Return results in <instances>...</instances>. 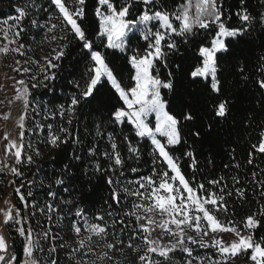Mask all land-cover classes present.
Returning a JSON list of instances; mask_svg holds the SVG:
<instances>
[{
	"label": "snow or ice",
	"instance_id": "1",
	"mask_svg": "<svg viewBox=\"0 0 264 264\" xmlns=\"http://www.w3.org/2000/svg\"><path fill=\"white\" fill-rule=\"evenodd\" d=\"M239 3V9L230 14L224 7V0H179L172 9L161 0H93L91 11L89 0H49L54 15L50 14L45 24H40L35 18L30 20L32 28L46 29L43 42L54 45L40 59L27 57L26 49H31L22 42V34L28 31L24 26V20L29 16L28 9L39 11V5L17 6L15 15L0 21V33L7 41L0 46V53L7 55L11 51L26 57L23 61L15 60L16 66L12 69L26 77L19 80L12 77L15 81L14 100L22 103L23 112L16 121L18 136L13 138L5 131L0 137L6 142V159L0 161V172L6 168L12 176L22 177L21 166L34 163L33 155L27 154L28 149L36 156L40 155L38 148L25 143V121L30 108L36 115L43 114L45 120L59 116L71 125L81 106L94 105L97 115L108 111V101L101 94L105 85L110 86L120 102L119 106L113 105L108 111L107 123L129 125L136 138L149 143L151 156L149 174L137 175L141 169L129 166L127 171L134 178H127L125 158L114 141L111 151L100 154L107 161L106 165L97 158L94 147L88 148L87 161L78 151H71L68 162L49 179L46 197L50 199H45L43 205L33 198L32 210L24 216L20 208L5 201L8 207L0 209L3 225L14 226V231L24 238V259L22 262L18 260L0 232V264H60L58 248L71 245L61 243L57 246L54 243L63 239L54 228L68 218L53 203L58 198L56 188L63 192L75 191L78 197L74 200L59 198L61 204L75 209L74 212L72 208L67 210L73 217L70 231L76 237V247L68 253L67 264H235L241 256L245 258V264H264V236H257V230L264 227V204L240 222L219 218L218 213L228 212L225 197L233 193L226 191L223 176L209 179L206 186L195 175L191 178L185 175L181 157L172 149L188 145L187 137H191L193 143L202 138V126L190 106L173 111L164 91L175 92L176 77L181 71V64L170 62V56L180 53L181 44L191 45L195 63L187 75L193 82H205L210 93L209 122L203 128L210 134L217 120L230 114L231 101L223 95L219 77L222 58L231 54L233 45H247L258 40L264 49V12L253 15L246 7V0H239ZM43 11L48 12L49 8H43ZM233 15L240 21L238 26L230 23ZM258 29L260 35L254 37ZM9 45L15 46L10 48ZM70 45L80 50L86 61V71L79 81H70L76 91L70 94L66 103L49 109L43 102L36 101L32 90H49L50 84L57 79L60 62L69 54ZM114 53L123 55L130 66L127 84L124 83L123 71L110 58ZM33 65L37 71H33ZM161 69L167 73L163 78ZM237 70L242 79H249L242 63L238 62ZM257 70L259 77L255 83L264 90V52L258 57ZM11 103L13 101L10 100ZM0 119L7 121L10 113L0 116ZM103 123L101 120L96 124L97 136L102 135L100 128ZM35 127L47 129L44 142L51 148L60 149L70 140L74 145L81 143L64 123L56 126L55 131L51 123L36 122ZM109 140H112L111 133ZM124 141L130 153L128 159L138 162L141 149L133 146L128 136H124ZM250 149L247 163L253 164L256 154H264V129ZM183 156L188 158L189 167L195 173L198 161L194 150L184 151ZM8 157L14 163H7ZM234 166L239 168L240 164ZM101 176L109 187V199L105 201L108 209L89 219L81 204L95 195L92 181ZM256 177L257 173L252 172L253 182L259 185L260 195L264 197V181H257ZM232 180L234 185L241 183L238 177L234 176ZM10 183L15 184V180ZM32 184L33 181H28L29 186ZM23 187L21 183L14 192L27 210L29 201L21 191ZM217 188L219 191L212 190ZM234 191L239 198H245L246 189L243 187H236ZM27 197H34L33 192L29 191ZM122 204L125 207H121ZM37 212L46 218L48 224L45 227L37 221L41 227L37 235L46 242H52L47 248L40 239H33L34 229L29 217H34ZM222 234H231V238L225 240ZM193 245L215 249L216 255H194ZM176 253L183 255L182 261L176 259Z\"/></svg>",
	"mask_w": 264,
	"mask_h": 264
},
{
	"label": "trees",
	"instance_id": "2",
	"mask_svg": "<svg viewBox=\"0 0 264 264\" xmlns=\"http://www.w3.org/2000/svg\"><path fill=\"white\" fill-rule=\"evenodd\" d=\"M161 2L172 9L179 0H161ZM29 3H35L40 6V10L35 8H29V16L24 20V26L28 31L22 34V42L30 46V49L34 46V43L39 41L41 34L45 30L34 29L30 24V20L38 19L40 24H45L48 21L49 15H54V8L49 7V0H0V21L7 18L9 15H15V7L25 6ZM93 0H89V9ZM225 9L231 14L235 13L239 7V0H224ZM246 7L249 12L256 15L259 12H264V0H246ZM43 8H49L48 12H44ZM91 20V15L89 17ZM52 22H55L53 19ZM233 25L238 26L240 21L233 15L230 21ZM259 29L254 34L259 36ZM35 36V39L32 37ZM143 44V41H140ZM264 49L260 47V43L257 40L255 43L247 45H233L230 55L222 58V68L219 73V77L222 83L223 95L228 97L231 101L230 114L224 119H218L214 124V127L209 134L203 125L209 122L208 102L210 93L208 86L203 81L193 82L187 75L189 69L195 63V53L191 45L180 46V53L170 56V62L181 64V71L176 77V90L174 93H168L165 91V96L171 102V109L173 111H179L185 106H190L195 110L198 124L202 126V138L197 139L195 143L191 137H187L188 145L176 146L172 149L173 153L180 156V163L182 170L186 176L191 178L195 175L198 181H202L207 186V181L212 178L224 177V183L227 184L226 191H232L231 196H226L225 201L228 206L227 213H218L221 220L227 221L229 219L236 222L243 221V219L253 212L257 211L261 204H264V197L260 195L261 189L257 183L253 182L252 172L257 173L256 180L264 181V154H256L253 164H248V153L251 150L250 145L257 142L259 139V132L264 129V90H261L255 83V80L259 77L258 72V57ZM68 55L60 62L61 66L57 70V79L50 84L49 90L34 89L33 95L36 101L43 102L49 109L58 107L62 103H66L67 98L71 93L76 91L73 83L70 81H79L82 73L86 71V61L80 55V50L75 45H70L68 49ZM114 65L121 71H123L125 79L124 83H129L128 72L130 66L126 63L123 55L120 53L110 54ZM238 62L242 63L245 67V74L249 79L244 80L241 78L237 67ZM175 71V68L172 69ZM162 78L166 76V70L161 69ZM101 94L108 101V111H111L112 106H119L120 102L115 97L110 86L105 85L101 88ZM35 106V105H33ZM108 111L97 115L94 113V105L87 107L81 106L77 110V118L73 119L71 125H67L66 121H62L59 116L55 119H43V114L36 115L31 108L29 109L28 118L25 121V141L31 143L33 148H38L40 155L31 150L30 154L33 155L34 163L32 165L21 166V171L24 172V176L15 177V183L20 185L24 184L21 191L25 194L29 201V208L22 209V215L28 216L31 212V201L35 198L41 205H43L48 191L49 179L54 172H58L64 163L68 162L69 153L73 150L78 151L79 154L85 157L87 161V151L89 147H94L97 151V158L103 164H107V161L100 154L105 151H111V143L114 141L118 145V150L126 161V177L134 178L130 172L127 171V167H138L141 169V174H149L151 169V156L150 145L145 141H140L139 138L134 136L131 131V127L127 124L124 126L110 125L107 123ZM103 120L100 131L102 135L97 136L96 124ZM36 122L41 124L51 123L53 131L56 130V126L60 123H64L69 128L73 137L78 136L81 143L74 145L72 141H69L68 145H62L60 149L51 148L46 144L45 138L47 136V129H38L35 127ZM109 133L112 135V140H109ZM124 136H128L132 141L133 146H138L141 149V158L137 162L135 160L128 159L130 153L128 152L127 142L124 141ZM235 150L234 152L232 150ZM187 150H194L198 165L197 170L194 173L189 167L190 161L187 157L183 156V152ZM33 153V154H32ZM233 156L235 159H233ZM56 157V159H53ZM239 163L240 167L236 168L234 165ZM228 165V167H225ZM79 171V168H77ZM238 177L240 180L239 185H234L232 177ZM28 181H33L31 186L28 185ZM43 181V184H41ZM92 183L95 185V195L90 201H85L81 204L88 215L89 219H92L97 213H103L108 209V205L105 203L109 199V187L104 182V177L94 179ZM70 189L71 186L69 185ZM210 187V186H209ZM236 187H243L246 189L245 198L241 199L236 194L234 189ZM58 192V198L53 203L59 206L62 210V214L67 216L59 227H55L54 231L59 232V236L63 239H57L54 243L58 246L61 243L66 245V235L70 231V222L73 219L68 214V208H72L71 205H63L60 203V197L65 200L78 199L75 191L63 192L62 189H54ZM219 191V189H212ZM31 191L34 197H27V193ZM19 200V198H17ZM20 201V200H19ZM110 202V201H109ZM115 205L113 206L115 210ZM125 207V205H121ZM74 212L75 209L72 208ZM31 227L34 229V235L41 232V227L37 224V221L45 227L48 226L46 218L39 212L34 217H29ZM56 223V217H53V225ZM7 234L9 237L11 251H13L18 260L23 261V242L24 238L20 237L17 232L14 231V226H7ZM257 236H264V227L257 230ZM40 237V236H39ZM40 241L45 248L50 246L51 241H44L40 238ZM195 251L194 255L200 256H213L216 253L211 248H197L192 246ZM71 251L70 247L64 249L58 248V256L60 264H67V256ZM119 256V253H116ZM176 259L178 261L183 260L181 253H176ZM243 261L245 258L242 257Z\"/></svg>",
	"mask_w": 264,
	"mask_h": 264
},
{
	"label": "rangeland",
	"instance_id": "3",
	"mask_svg": "<svg viewBox=\"0 0 264 264\" xmlns=\"http://www.w3.org/2000/svg\"><path fill=\"white\" fill-rule=\"evenodd\" d=\"M6 43L7 41L3 39V34L0 33V46H3ZM14 46L15 45H9L10 48ZM53 46L54 45H49L48 43L43 42V33H42L41 37L39 38V41L34 43V46L31 48V50L26 49L27 57H34L36 59H40L42 56L47 55L50 52L51 47ZM24 59H26V57H21L18 54L13 53L11 51L7 55L0 53V101H2V103H0V116H3L6 113H10V119H8L7 121L0 119V137H3L5 131L9 132L13 138H16L19 133V128L17 126L16 121L19 115L22 114L23 112V105L21 102L14 100L15 81L12 79V77H15L16 80L26 79V77L19 75L18 73L14 72L12 69L13 67L16 66L14 63L15 60L23 61ZM32 67H33V71H37L36 66L33 65ZM10 100L13 101V103L9 104ZM5 143H6L5 141L0 140V161L6 159L4 154ZM25 143L27 145L29 142L25 141ZM30 152L31 149H28L27 154H30ZM7 163L12 164L14 163V161L11 157H8ZM13 180H15V177L12 176L6 168L4 169L3 172H0V209H6L8 207V205L5 203L6 200L9 201L11 204L15 205L17 208H20V205L23 208L21 202L17 200L18 196L14 192V188L19 185L17 183L15 184L10 183ZM0 232L3 233L8 244L10 245L9 237L7 234V226L3 225L2 215H0ZM190 234L194 235V233H190ZM222 235L225 240H229L231 238V234H222ZM33 239H40V237L39 235H34ZM65 239L67 244L71 245L70 247L71 250L72 248L76 247V237L74 232L68 231ZM205 239L208 238L206 237ZM196 247L199 248L198 246ZM10 249H11V245H10ZM242 257L243 256L238 257L235 260V264H245V261H243Z\"/></svg>",
	"mask_w": 264,
	"mask_h": 264
}]
</instances>
